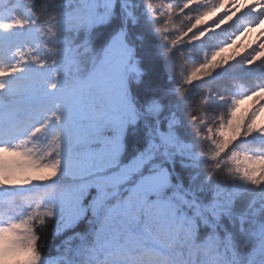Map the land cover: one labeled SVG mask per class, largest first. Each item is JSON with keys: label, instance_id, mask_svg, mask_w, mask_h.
Here are the masks:
<instances>
[{"label": "snow or ice", "instance_id": "snow-or-ice-1", "mask_svg": "<svg viewBox=\"0 0 264 264\" xmlns=\"http://www.w3.org/2000/svg\"><path fill=\"white\" fill-rule=\"evenodd\" d=\"M261 25L264 0H0V264H264Z\"/></svg>", "mask_w": 264, "mask_h": 264}, {"label": "trees", "instance_id": "trees-1", "mask_svg": "<svg viewBox=\"0 0 264 264\" xmlns=\"http://www.w3.org/2000/svg\"><path fill=\"white\" fill-rule=\"evenodd\" d=\"M261 27H264V25H261ZM257 29H259V28H257ZM257 29H255L253 32H251V33H249L247 35L238 36L237 39H236V45L233 48L228 49V51L225 53V55H230L232 53L231 50L234 49L235 47H237V49H238L237 51H240L241 47H245L246 48L249 45V44H245L246 39L248 38L250 40V38H249L250 34L254 33ZM250 42H251V40H250ZM177 71H178V69H177ZM247 102H250V101H246L245 103H247ZM260 119L264 120V115H262L260 117ZM47 241H48V247L45 249V252L46 253H51V252L54 251V246H55V243L57 241L54 240V238L51 237L50 235L47 237Z\"/></svg>", "mask_w": 264, "mask_h": 264}, {"label": "rangeland", "instance_id": "rangeland-1", "mask_svg": "<svg viewBox=\"0 0 264 264\" xmlns=\"http://www.w3.org/2000/svg\"><path fill=\"white\" fill-rule=\"evenodd\" d=\"M258 32H259V29H257L254 33L250 34L249 38H250L251 42L256 39V36H257ZM250 40L247 38L246 41H245V44H250L251 43ZM243 49H245V47H241L240 51H243ZM237 50H238L237 47H235L234 49L231 50V52L237 51ZM178 71H179V69H178ZM249 104H250V102L244 103L242 105V110L247 108L249 106Z\"/></svg>", "mask_w": 264, "mask_h": 264}]
</instances>
